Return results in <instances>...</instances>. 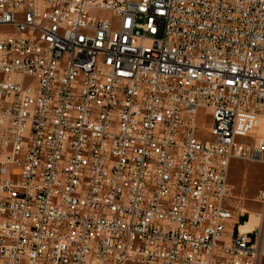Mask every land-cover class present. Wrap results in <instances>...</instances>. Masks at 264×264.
I'll return each mask as SVG.
<instances>
[{
  "label": "built area",
  "instance_id": "2783aa9c",
  "mask_svg": "<svg viewBox=\"0 0 264 264\" xmlns=\"http://www.w3.org/2000/svg\"><path fill=\"white\" fill-rule=\"evenodd\" d=\"M260 118L264 0H0V264H262Z\"/></svg>",
  "mask_w": 264,
  "mask_h": 264
},
{
  "label": "rangeland",
  "instance_id": "374dc122",
  "mask_svg": "<svg viewBox=\"0 0 264 264\" xmlns=\"http://www.w3.org/2000/svg\"><path fill=\"white\" fill-rule=\"evenodd\" d=\"M201 121L207 119L204 127L208 128L211 123L210 118H205L201 112ZM252 132L248 141L254 142L259 136L264 135V118L252 120ZM205 134V131H202ZM229 182L233 188V202L237 207V213L243 209L263 213L264 204L260 202L259 194L264 190V162H250L235 159L229 166ZM245 220L242 219L240 222ZM255 234H251L252 241L255 240ZM262 264H264V257Z\"/></svg>",
  "mask_w": 264,
  "mask_h": 264
},
{
  "label": "bare ground",
  "instance_id": "6f19581e",
  "mask_svg": "<svg viewBox=\"0 0 264 264\" xmlns=\"http://www.w3.org/2000/svg\"><path fill=\"white\" fill-rule=\"evenodd\" d=\"M247 209H243L242 212H247ZM251 216L249 222L241 226V232H247L252 230L254 227L259 226L261 224L262 215L261 213L257 214L255 211H249Z\"/></svg>",
  "mask_w": 264,
  "mask_h": 264
},
{
  "label": "crops",
  "instance_id": "0c3cea01",
  "mask_svg": "<svg viewBox=\"0 0 264 264\" xmlns=\"http://www.w3.org/2000/svg\"><path fill=\"white\" fill-rule=\"evenodd\" d=\"M257 213V212H256ZM257 214H259V213H257ZM250 216H251V214H250ZM245 218V220L243 221V222H240V220H242V219H244ZM247 222H249V218H248V214L246 213V212H243V213H241V212H238L236 215H235V217H234V219H233V224H235V226L238 228V226H243L244 224H246ZM250 231V230H249ZM248 232V231H247Z\"/></svg>",
  "mask_w": 264,
  "mask_h": 264
}]
</instances>
